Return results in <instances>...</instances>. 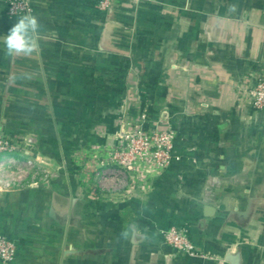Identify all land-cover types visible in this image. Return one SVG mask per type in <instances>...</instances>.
I'll return each mask as SVG.
<instances>
[{"label":"crops","instance_id":"0c3cea01","mask_svg":"<svg viewBox=\"0 0 264 264\" xmlns=\"http://www.w3.org/2000/svg\"><path fill=\"white\" fill-rule=\"evenodd\" d=\"M8 1L0 130L32 134L48 159L5 167L28 173L0 185L15 264H264V109L245 93L264 69V0H114L106 12L98 0H31L41 47L14 58ZM144 112L147 126L177 131L170 168L119 185L86 159L65 165L70 147L120 145ZM39 170L49 180L31 184ZM172 225L209 257L168 244Z\"/></svg>","mask_w":264,"mask_h":264},{"label":"built area","instance_id":"2783aa9c","mask_svg":"<svg viewBox=\"0 0 264 264\" xmlns=\"http://www.w3.org/2000/svg\"><path fill=\"white\" fill-rule=\"evenodd\" d=\"M113 4L114 0H98L96 6L99 11L106 12L112 8ZM32 9L31 0H9L6 15L20 17L31 14ZM245 93L255 108L264 109V69ZM146 117L144 112L138 125H131L124 129L121 133L123 140L120 145L80 148L76 152L74 162L88 160L90 167L100 175L101 182L117 180L119 185L128 182L130 172L159 173L170 168L174 162L181 159V155L174 152L177 131L172 126L164 128L159 124L147 126L144 124ZM21 156L14 140L0 134V172L19 161L25 163L30 161ZM26 165L29 166V164ZM33 168L40 167L33 166ZM163 237L168 244L180 252L192 256L209 257L198 249L185 226L172 225L163 231ZM16 257V242L9 235L0 233V264H15Z\"/></svg>","mask_w":264,"mask_h":264},{"label":"rangeland","instance_id":"374dc122","mask_svg":"<svg viewBox=\"0 0 264 264\" xmlns=\"http://www.w3.org/2000/svg\"><path fill=\"white\" fill-rule=\"evenodd\" d=\"M0 134L6 135L10 137L17 145L18 153L22 156L26 157L30 161H28L25 164H29L30 167H37L43 168L47 162L48 159H44L41 157L42 153H40L36 138L32 134H22L20 137H13L11 135H7L3 131L0 130ZM79 149V147H70L67 153H65V165H67L70 168H75L74 160L76 156V152ZM38 170V169H37ZM28 176L27 171H23L21 168L19 169H13V170H6L3 169L0 172V185L3 187H12L18 183H23V180L25 181L26 177ZM50 178L49 173L45 171L39 170L38 172H35L32 180L30 181L31 184L34 183H41L46 182Z\"/></svg>","mask_w":264,"mask_h":264},{"label":"clouds","instance_id":"9594fccd","mask_svg":"<svg viewBox=\"0 0 264 264\" xmlns=\"http://www.w3.org/2000/svg\"><path fill=\"white\" fill-rule=\"evenodd\" d=\"M40 41L41 24L38 17L31 14L20 16L10 28L8 35L3 38L6 55L10 58L38 53ZM121 236L127 238L129 230L123 231Z\"/></svg>","mask_w":264,"mask_h":264},{"label":"trees","instance_id":"16d2710c","mask_svg":"<svg viewBox=\"0 0 264 264\" xmlns=\"http://www.w3.org/2000/svg\"><path fill=\"white\" fill-rule=\"evenodd\" d=\"M87 148H89V149H90L91 147H87ZM74 163H75V162H74ZM75 164H76V163H75Z\"/></svg>","mask_w":264,"mask_h":264}]
</instances>
